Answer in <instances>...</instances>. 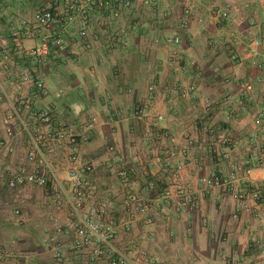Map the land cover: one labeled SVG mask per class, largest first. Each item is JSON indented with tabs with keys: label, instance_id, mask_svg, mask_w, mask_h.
Segmentation results:
<instances>
[{
	"label": "crops",
	"instance_id": "1",
	"mask_svg": "<svg viewBox=\"0 0 264 264\" xmlns=\"http://www.w3.org/2000/svg\"><path fill=\"white\" fill-rule=\"evenodd\" d=\"M51 3L57 11L61 9L60 0H0V85L12 100L28 97L32 89H18V74L34 70L46 88L36 99L39 108L50 109L58 121L72 117L78 125L94 119L93 139L82 152L85 159L95 161L97 173L107 183L115 182L114 169L124 166L136 173V187L154 178L162 188L179 184L198 193L196 207L189 214L179 215L165 207L154 223L140 222L129 233L121 232L119 244L145 248L156 264H260L264 209L250 197L234 198L226 183L232 162L240 160L239 178L264 182L260 157L264 146V0H133V6L107 26L93 24L86 39L78 38L75 27L55 22L65 50L51 47L42 62L27 52L19 55L8 35L9 20L32 22L35 11ZM186 8L192 18L184 29L179 16ZM224 8L229 12L222 20L218 14ZM132 21L138 22L137 27L129 26ZM122 30L121 41L109 47L104 34ZM174 35L181 42L165 45L163 39ZM21 40L26 49L40 43L23 35ZM5 51H10L9 61L3 57ZM168 82L192 87L194 92L182 98L168 89ZM243 83L253 85L254 100L244 110L238 105L225 107L224 95H238ZM151 84L156 97L149 117L141 119L134 111L148 102ZM206 99L213 105L215 127L228 130L231 147L221 142L222 131L216 132L214 142L200 136L198 151L192 152L179 173L164 168L155 155L142 157L147 144L155 151L161 148L156 139L146 136L148 124L170 130L180 142L183 132L197 122ZM8 111V104L0 102V118ZM19 138V152L12 163L21 161L27 149L26 135L20 132ZM108 147H113L112 155L106 152ZM202 177L217 178L220 183L205 185ZM29 189L39 192L36 198L41 197L49 210V224L51 211L42 189ZM29 189L19 198L23 202ZM2 191L0 185V219L18 221L10 211L19 205L8 204ZM27 220L25 215L22 222ZM10 239L4 233L0 237V247L12 254L8 264H51L44 247L28 249L22 240ZM0 264L7 263L0 259ZM70 264L84 263L74 260Z\"/></svg>",
	"mask_w": 264,
	"mask_h": 264
},
{
	"label": "built area",
	"instance_id": "2",
	"mask_svg": "<svg viewBox=\"0 0 264 264\" xmlns=\"http://www.w3.org/2000/svg\"><path fill=\"white\" fill-rule=\"evenodd\" d=\"M60 3L61 9L58 11L54 3L38 8L32 22L9 20L8 35L19 55L27 52L37 62H42L49 55L51 47L65 50L61 30L57 31L54 27L57 21L65 27H75L78 38L86 39L93 24L107 26L123 10L133 6V0H60ZM228 12V8H224L217 13L218 18L226 19ZM191 18L192 11L183 9L179 16L180 27L187 29ZM137 25V21H132L129 26L135 28ZM124 33L125 30L107 32L104 39L111 47L121 41ZM22 35L27 39H39L40 43L26 49L22 44ZM163 41L165 45H178L181 39L174 35L165 37ZM9 53H3L6 61L11 59ZM231 57L236 58L235 55ZM199 74L197 71L196 75ZM18 78V89L23 86L32 89L28 97L12 100L0 85V102L7 103L9 107L8 113L0 118L4 131V136L0 138L2 194L8 199V204L19 205L10 211L11 215L18 221H24L26 214L21 206L24 202L19 198L30 187L40 188L51 211L43 241L51 264H70L74 260L84 264H156L145 248L121 246L120 233H129L140 222L154 223L159 211L165 207H171L179 215L189 214L196 207L198 193L179 184H175L174 188H162L159 180L154 178L145 179L141 187H136V173L124 166L115 168V182L107 183L97 173L95 161L85 159L82 152L83 147L93 139L94 119L82 125H78L72 117L58 121L50 109L39 108L36 104L37 97L46 93L44 82L36 71H21ZM226 81L230 82V79ZM167 87L182 98L194 92L192 87L185 89L175 82H168ZM240 88L236 96L230 92L224 95L225 107L238 105L244 110L245 105L254 100L251 83H243ZM148 93V102L134 111L141 119L149 117L156 97L153 84L148 86ZM56 96L60 97V93ZM30 122H33V127L29 126ZM218 131L223 132L221 142L231 147L233 142L228 130L215 127L213 105L206 99L197 122L190 131L183 132L180 142L170 130L148 124L146 136L156 139L161 148L155 151L147 144L141 155L144 158L155 155L164 168H173L179 173L192 152L198 151V137L203 136L214 142ZM20 132L27 137V149L21 161L12 163L11 160L19 152ZM106 152L112 155L113 147H108ZM260 157L264 164V146L260 148ZM241 163V160L232 162V172L226 183L228 189L234 198L243 200L250 197L260 209H264V182L254 183L239 178ZM107 168L111 169L110 165ZM200 181L205 185L220 183L219 179L209 177H202ZM11 256L8 248L0 247V259L8 264ZM259 260L260 264H264V248L259 250Z\"/></svg>",
	"mask_w": 264,
	"mask_h": 264
},
{
	"label": "rangeland",
	"instance_id": "3",
	"mask_svg": "<svg viewBox=\"0 0 264 264\" xmlns=\"http://www.w3.org/2000/svg\"><path fill=\"white\" fill-rule=\"evenodd\" d=\"M0 185H3V180L1 178ZM37 193H39L37 189H31L28 193L27 200L21 205L23 212L28 216L26 222H7L0 219V237L4 233L10 236V240L19 242L22 240L20 243H23L24 247L28 249L39 246L40 250L41 247H43L45 225H47L49 221L47 215L49 210L46 208L45 204L41 202V197L38 199L36 198ZM2 198H4V196H2ZM2 208L3 207H1L0 210H2ZM12 208L13 207L10 209Z\"/></svg>",
	"mask_w": 264,
	"mask_h": 264
}]
</instances>
